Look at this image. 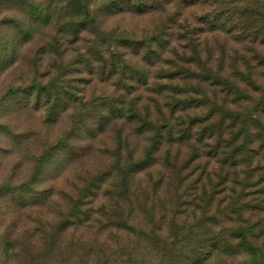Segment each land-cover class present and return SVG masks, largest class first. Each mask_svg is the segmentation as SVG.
<instances>
[{
  "label": "rangeland",
  "instance_id": "rangeland-1",
  "mask_svg": "<svg viewBox=\"0 0 264 264\" xmlns=\"http://www.w3.org/2000/svg\"><path fill=\"white\" fill-rule=\"evenodd\" d=\"M9 1L0 0V186L10 189L30 182L33 191L23 192V196L31 200L26 202L28 205L17 203L18 196L13 197L10 190L9 194H0V264H109L115 260L117 264H186L181 255L170 262L161 256L162 235L171 237L172 243L178 247L182 245L194 255L200 252L203 243L197 240L205 238L201 237L205 233L222 229L226 234L233 227L248 230L252 235H249L250 241L259 249L256 257H262L261 264H264V162L256 169H242L238 177H232L231 183L221 184L217 179L207 181V189L215 186L217 193L212 209L208 210L207 197L197 202L193 196L194 188L180 193L173 188L176 181L185 176L188 177L185 186L199 177L197 186L200 187L215 160H211L204 149L193 155L190 147L164 146L156 155V163L132 179L129 193L125 195L112 174L119 159L115 156L116 148L120 141L122 161L129 148L136 149L133 156L139 157L146 149V139L136 132L135 126L132 127L134 130L128 128L130 124L126 122L115 121L102 133H89V128L94 126L89 125L88 119L84 126L79 123L88 115L94 116L97 102L104 96L121 92V86L113 80L103 82L97 74L89 73L84 57L89 56L90 42L94 37L85 33L77 38L73 36L74 26L80 20L78 10L69 3L70 0H54L56 5H8ZM107 2L87 0L86 4L95 11L100 25L113 35L146 40L168 25L166 18L171 5L166 12L158 9V5H146V10L142 9L140 13L136 9L130 10L123 2L109 12L105 8ZM201 14L202 7L186 9L178 20L179 25H185L183 23L187 21L200 22ZM229 36L219 30L204 42L206 50L216 47V52L211 50L216 65L222 50L225 54L230 49L243 52L249 46L235 43ZM180 44L176 43L175 50H167L158 60L138 63L144 75L130 84L133 88L126 96L128 102H136L138 107L147 105L150 115L159 117L162 114L159 109L166 114L177 86L203 94L201 86L204 84L188 71L190 80L185 85L181 76L176 79L168 76L176 70L183 71V75L186 73L185 61L190 52L182 47L186 45L185 41ZM207 54L205 51L203 56ZM193 70L196 73L198 68ZM262 72L259 74L260 84H264ZM32 80L52 81L57 84L61 95L73 98L65 106L60 104L57 115L50 118L47 113L50 105L45 104L44 99L36 101L33 92L19 90ZM9 89L18 91L14 98L8 96ZM175 97L179 99V96ZM205 108L204 104H197L188 111L190 115H184L185 120L195 115L193 113H204ZM120 129L124 131L121 140L118 137ZM126 139L127 144L123 143ZM54 146L59 148V156L54 164L43 168L41 174L38 163L43 160L38 159L49 156L47 153ZM167 157L170 165L166 168L163 159ZM182 164L186 169L180 171ZM171 165L176 169L170 170ZM93 178V191L97 196L90 200L92 210L89 217L87 220V217H81L84 222L71 225L76 220L73 216H66L70 201L79 199L83 188L88 182L91 184ZM35 193L38 197L45 196V200H32ZM135 196L141 202L147 199V209L153 208L156 215L165 211L175 214L179 223L175 234L174 231L173 234L167 232L164 227L155 230V234L150 233V224L143 214L137 212L142 208ZM220 199L233 201L232 213H224L225 203L218 207ZM116 204L122 205L129 214L128 222L146 235L107 228L108 221L98 209L104 207L107 212ZM88 207L89 204H85L83 209ZM204 219L209 222L202 224ZM61 223L67 226L61 228ZM189 231L192 234L182 242ZM209 233L206 237L212 235ZM122 250L124 254H121ZM127 253H131V257ZM251 257L244 253L227 255L215 252L201 264H250Z\"/></svg>",
  "mask_w": 264,
  "mask_h": 264
},
{
  "label": "trees",
  "instance_id": "trees-1",
  "mask_svg": "<svg viewBox=\"0 0 264 264\" xmlns=\"http://www.w3.org/2000/svg\"><path fill=\"white\" fill-rule=\"evenodd\" d=\"M40 1L38 3L32 0H10L7 4L56 5L54 0ZM86 2L87 0H70L69 2L78 10L77 16L80 18L74 26L73 36L77 38L80 34L85 33L94 37L90 42L89 56L84 57L85 63L89 67V73L97 74L103 82L113 80L117 86H121V92L112 96H104L97 102V108H94V116L88 115L85 120L81 119L79 123L84 126L85 122L88 121L89 125L92 123L94 126L93 129L89 128V133L92 131L102 133L106 127L115 121H121L122 124L126 122L130 124L128 128L134 130L132 127L135 126L136 132L146 139V149L139 157L133 156L136 149L129 148L126 158L122 161L120 159L122 150L120 141L116 148L115 156L119 159L113 166L112 171L114 172L112 174L118 180L119 187L125 195L129 193V185L132 179L156 163V155L163 149L162 147L172 145L190 147L193 155L199 154L200 150L204 149L206 154L212 157L211 160L215 161L205 174L202 185L197 186L200 183L198 177L192 181L191 185L185 186L184 184L188 179L185 176L176 181V186L173 189L180 193L194 188L195 200L201 202L203 198L207 197L206 207L208 210L212 209L214 195L217 193H215V186H210L211 190L207 189V181L211 182L217 179L221 184L231 183L232 177H238L242 169H256L259 164L264 162V84L258 82L260 80L259 74L264 69V0H108L105 8L109 12L112 11V7L119 6L123 2L129 5L130 10L136 9L140 13L146 10V5H158L157 8L163 12H166L171 5L169 7L171 12L166 18L168 25L160 28V33L140 41L125 39L105 30L100 25V21L96 19L98 16L95 11L90 7L88 8ZM100 5H104V3ZM197 7H202L200 22L187 21L183 23L185 25H179L178 20L185 14V10ZM219 30L225 35L233 37V42L245 43L246 46H249L243 52L230 49L225 54L222 50L218 65H216L211 54V50L216 52V47H208L206 50L204 49L206 48L204 42L208 41L210 34ZM181 41L186 42V45L182 46L183 49L190 52V57L185 61L188 66L185 69L186 73L183 75V71L176 70L168 76L170 79L181 76V80L186 81L185 85L190 80V75H187L188 71L191 76L200 79L204 84L203 87L201 86L203 94L200 92L201 95H198L185 87L180 89V86H177L174 94L179 96V99H175L174 96L172 102L167 106L166 114L159 109V112L162 113L161 116L153 117L150 115V109L147 105L138 107L136 102H128L126 96L131 94L133 88L130 84L144 75V71L138 68V63H146L151 59L153 61L158 60L167 50H175L176 43L181 45ZM242 46L244 47V45ZM205 51L208 54L203 56ZM95 61L96 64H94ZM196 65L200 67H196ZM196 68L198 71L195 73L193 69L196 70ZM125 81L128 83H123ZM29 83L20 87L19 90L23 93L33 92L36 101L40 102L44 99L45 104L50 105L47 108L49 114L47 115L50 118L57 115L60 104L65 106L73 98H65L61 95L57 90V84L52 81L44 83L32 80ZM17 92L15 89H9L7 94L14 98ZM197 104H204L206 111L200 114L193 113L195 115L185 120L184 115H190L188 111H192ZM95 118L97 120L93 121ZM123 133L124 131L120 129L118 132L119 140H121ZM127 136L125 135V138ZM127 140L123 143L127 144ZM58 149L57 146H54L47 153L49 156L43 155L38 159L43 160V163H38L40 167L38 172L42 174L43 168L54 164L59 156ZM168 159V157L163 159L166 168L170 165ZM169 169L174 170L176 167L171 165ZM185 169L186 167L182 164L178 170ZM192 174L193 171L190 175ZM94 184L95 179L91 181V184L88 182L79 199L70 201L66 216H73L76 220L71 225H79L88 219L89 212L92 210L90 200L97 196L96 192L93 191ZM8 188L0 186V194H9L7 192L10 190L13 197L18 196L19 202L17 203L28 205L26 202H31L28 197L23 196V192L33 191L30 182H23L17 187ZM131 196L134 198V195ZM87 197L89 199L84 201ZM41 198L45 200L46 197H38L37 193L31 197L34 201ZM135 200L142 208L137 209V212L143 214L144 219L151 226L150 233L155 234V230L164 227L167 232L172 231L173 234L174 231L175 234L176 226L179 225L175 214H172L171 211H165L156 215L152 211L153 208L147 209V199L141 202L135 196ZM224 203L226 205L224 213H232V207L235 205L233 201L220 199L218 207ZM85 204H89V207L84 210ZM98 210L104 216L103 218L108 221V229L112 228V230L124 231L132 235L137 233L146 235V232L137 231L134 225L128 222L129 214L124 211L122 205H112L111 208L107 209V212L104 207ZM166 212L167 214H165ZM81 217L87 218L82 221ZM205 220L202 224L209 222ZM182 224L187 225L185 222ZM63 226L67 225L61 223L59 227L64 228ZM207 233L201 236L205 238L197 240L198 243L202 241L203 245L199 248L200 252L194 255L189 254L187 252L189 250L183 249L182 245L178 247L176 243H172L171 237L162 235L161 256L170 262L181 255L186 264H201L215 252L227 255L244 253L247 256H252L250 264H261L263 259L256 257L259 249L250 241L248 230H244L242 227H233L224 234L221 229L217 232H210L209 234L212 235L207 236L211 237L210 239H207ZM190 234L192 233L189 231L182 242L190 237ZM128 246L125 247L128 248ZM121 254H124V250L121 251ZM130 255L127 253V256ZM162 260L164 261V259ZM116 262L115 260L114 263L109 262V264H117Z\"/></svg>",
  "mask_w": 264,
  "mask_h": 264
}]
</instances>
